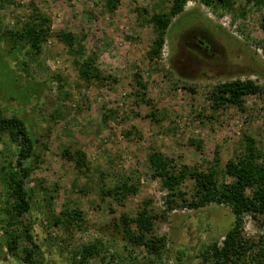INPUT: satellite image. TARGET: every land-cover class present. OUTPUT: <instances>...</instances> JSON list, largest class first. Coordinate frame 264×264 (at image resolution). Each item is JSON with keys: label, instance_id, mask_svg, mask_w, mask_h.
Segmentation results:
<instances>
[{"label": "rangeland", "instance_id": "rangeland-1", "mask_svg": "<svg viewBox=\"0 0 264 264\" xmlns=\"http://www.w3.org/2000/svg\"><path fill=\"white\" fill-rule=\"evenodd\" d=\"M233 2L225 9L188 1L152 59L151 14L167 10L168 0H119L114 8L109 0H0V110L31 123L37 142L27 184L35 212L15 217L7 178L17 171L20 142L13 130H0V264H25L23 249L31 244L21 235L23 226L39 245L33 264H73V253L96 240L103 249L91 264H213L202 254L232 228L231 208L168 209L167 192L152 177L148 157L154 148L177 164L222 170L253 139L264 158L263 98L249 95L243 108L222 109L209 99L214 86L236 79L264 88V6ZM34 7L50 17L40 52L17 34ZM59 31L81 39L80 61L92 59L116 79H82L77 58L55 37ZM21 46L22 55L15 57L14 48ZM79 158L85 165H77ZM128 178L138 186L135 195L122 204L104 195ZM193 187L187 180L182 190L191 195ZM144 207L158 216L155 233L166 240L160 254L130 244L116 226L123 213L136 216ZM65 208L82 211L83 220L56 225ZM243 218L245 237L258 241V222L250 214ZM10 234L21 235L17 252L9 249Z\"/></svg>", "mask_w": 264, "mask_h": 264}, {"label": "trees", "instance_id": "trees-1", "mask_svg": "<svg viewBox=\"0 0 264 264\" xmlns=\"http://www.w3.org/2000/svg\"><path fill=\"white\" fill-rule=\"evenodd\" d=\"M3 1L11 3L13 0ZM118 1L109 0V5L114 8ZM168 1L170 5L167 10L154 11L151 14L150 21L156 33L148 52V56L152 59L160 55L173 17L182 13L187 2L192 0ZM199 1L206 6L215 4L225 9L234 7L233 0ZM249 2L260 7L264 6V0H249ZM145 12L148 11L145 10ZM49 23L50 17L34 7L25 25L17 33L18 37L21 41L29 44L33 50L40 52L42 44L50 35ZM261 28L264 30V16ZM55 37L77 58L76 66L82 79L88 81H113L116 79L98 68L92 59L80 61V57L84 55V45L75 33L59 31ZM23 49V46L16 47L14 48L15 53L11 52L15 57H18L22 55ZM11 52L8 51V53ZM137 77L138 84L145 88L141 77L139 75ZM183 88L195 93L192 87L183 86ZM137 95L141 96L142 101L150 102L142 91ZM249 95H258L264 100V88L253 80L236 79L220 83L209 91V99L216 109H222L229 105L243 108L245 97ZM31 127V123L29 124L18 116L4 117L0 110V130L7 128L13 130V139L20 142L16 160L17 171L7 178L10 196L13 199L11 212L15 217H24L35 212L34 191L27 186L33 171L28 159L35 155L37 144ZM64 153L71 157L69 151L66 150ZM148 162L153 169L152 177L159 179L162 189L167 192L168 209L173 210L181 207L199 209L210 204L225 205L231 208L235 216L234 224L226 233L221 244L214 242L203 252L202 257L205 263L264 264V158L256 149L255 140L247 141L245 154L230 159L222 170L213 169L206 172L196 166L177 164L173 158L154 148L149 153ZM76 163L79 166L85 165V161L81 158L77 159ZM187 180L194 183L191 195L182 190V186ZM130 181L131 178H128L115 187L108 188L104 191V195L112 197L122 204L127 196L135 195L138 192L137 184ZM247 190L250 191L249 194H247ZM244 214L253 216L262 229L258 241L245 237ZM66 219L69 223L74 221L79 223L83 220V212L65 208L61 216L55 219V224L59 225ZM156 219L158 216L144 207L138 211L136 216L123 213L116 226L123 232V237L130 244L142 246L152 254H160L166 246V240L163 236H158L155 233ZM21 235L31 244L23 249V262L33 264L39 245L34 241L28 226H23ZM21 235L10 234L9 249L12 252L19 250L18 239ZM102 246L101 240L84 244L73 253V264H91L90 260L101 254Z\"/></svg>", "mask_w": 264, "mask_h": 264}, {"label": "flooded vegetation", "instance_id": "flooded-vegetation-1", "mask_svg": "<svg viewBox=\"0 0 264 264\" xmlns=\"http://www.w3.org/2000/svg\"><path fill=\"white\" fill-rule=\"evenodd\" d=\"M200 40H201V39H200ZM200 40H198V44H199V46H200V42H201Z\"/></svg>", "mask_w": 264, "mask_h": 264}]
</instances>
